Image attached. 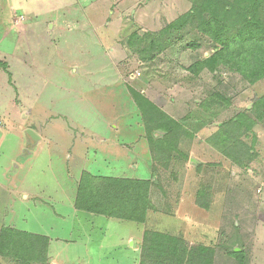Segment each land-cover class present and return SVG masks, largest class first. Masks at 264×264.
<instances>
[{
  "label": "rangeland",
  "instance_id": "1",
  "mask_svg": "<svg viewBox=\"0 0 264 264\" xmlns=\"http://www.w3.org/2000/svg\"><path fill=\"white\" fill-rule=\"evenodd\" d=\"M24 1L11 13L18 30L0 18L1 113L16 120L10 127L0 118V131L7 130L0 133V179L13 190L8 207L1 197L0 230L69 232L75 224L67 205L76 188L73 176L78 178L82 166L91 170L86 161L91 155L84 162L67 161L45 142L20 151L18 136L33 128L55 138L47 132L51 122L96 133L119 124L132 133L144 122L129 87L178 123L180 131L169 150L150 146L154 204L145 225L121 239L127 252L117 240L127 229L105 234L103 243L113 252L107 264H139L145 232L187 242L185 264L198 259L197 245L210 249V260L203 257L210 264H264V77L249 82L229 66L200 65L220 49L206 31L211 13L222 23L224 7L227 16L242 13L250 0ZM236 27L228 22V33L221 28L218 34L229 37ZM29 103L35 108L28 113ZM41 107L53 118L43 119ZM156 129L149 125L154 147L164 137ZM94 138L85 133L82 142L102 147ZM72 143L62 144L68 149ZM99 156L95 161L104 170ZM27 192L38 201L23 200ZM157 257L165 264L167 257ZM0 264L19 262L0 256Z\"/></svg>",
  "mask_w": 264,
  "mask_h": 264
},
{
  "label": "trees",
  "instance_id": "2",
  "mask_svg": "<svg viewBox=\"0 0 264 264\" xmlns=\"http://www.w3.org/2000/svg\"><path fill=\"white\" fill-rule=\"evenodd\" d=\"M227 13L228 11L224 7L222 14H225V22L222 21V23L214 13H211V18L205 27L206 31L211 32V37L220 45V49L202 61L200 65L209 70H213L219 64L226 65L233 68L249 82L259 80L264 77V0H250L249 5L243 6L242 13L239 11V13L229 14L230 16H227ZM232 16L234 17L230 19ZM228 22L237 26V31L229 37L219 35L221 28L225 29L223 30L225 34L228 33L226 28ZM200 24L203 25V20ZM218 26L220 28L217 30ZM0 66L3 65L0 63ZM128 91L140 112L144 127L146 126L145 132L149 147L152 146L157 152L169 150L171 140H175L174 136L179 135L180 125L164 116L155 105L139 93L129 87ZM262 103L264 106V98ZM155 114L159 118L155 117ZM150 124L154 125L156 130L163 131L164 137L160 140L157 139L156 147L152 144L154 135L151 138L150 130H148ZM172 148L174 150L175 146ZM151 153L153 154L152 149ZM151 184H153L152 180L99 178L83 172L78 185L75 209L112 219L144 224L147 212L152 208L149 200ZM47 246L48 239L46 237L12 228L0 230V256L18 261L19 264H46ZM187 246H189L188 243L182 240L156 232H145L139 264H150L147 261L148 258L152 259L151 264H154L156 262L153 260H157V255L167 257L165 264H185L183 253ZM194 251L199 253L198 255L202 259L195 252L194 255L198 259L188 260L187 264H210L209 261L203 260L204 256L211 255L208 247L197 245ZM232 253L235 256H240L235 251ZM207 258L210 260V257ZM157 264H162V261L157 260Z\"/></svg>",
  "mask_w": 264,
  "mask_h": 264
},
{
  "label": "crops",
  "instance_id": "3",
  "mask_svg": "<svg viewBox=\"0 0 264 264\" xmlns=\"http://www.w3.org/2000/svg\"><path fill=\"white\" fill-rule=\"evenodd\" d=\"M25 4L26 3L24 0H0V11H1L0 18L2 20L6 19L4 21H6L8 24H10L15 29H17L18 23L16 25L11 24L10 21L11 13L14 11V9L21 8L20 6H24ZM17 14H21L23 16L24 12L23 13L18 12ZM24 17L27 19L29 16L24 15ZM110 86H114V84H110ZM1 102L2 101L0 95V116H1L0 118L3 119L2 118L3 114L1 113L2 112ZM28 105H30L31 107L29 108V110L27 109L29 113L33 111V107L35 108V103L34 106L32 105V103L31 104L29 103ZM15 109L16 110L14 111L18 112L17 108ZM39 109H41V113H42L41 117L43 119L49 120L53 118L50 116L47 117L42 107ZM134 110H136L137 114L139 115L140 112L137 109V107ZM47 111L50 112V110ZM33 117L35 116L32 115V118ZM139 117L141 120V115ZM8 119L5 118L3 119L4 121L2 122L4 123V125L8 124L10 125V127H13V125H15L14 122L16 120L14 119L11 120V118ZM133 129L134 130L131 133V129L127 128L126 126H120L119 124H112V125H105L104 128L98 129L96 133V131L92 129H89L86 132L84 131L85 129L77 130L76 128L57 126L53 122H51L47 127V132L49 133V135L55 136V138L49 136L47 137L44 134L36 132L33 128L24 129L23 134L18 136V141L21 140V143L19 144L20 151L21 149L23 150V148L25 149V147L27 149L28 148L30 149L37 146V144L40 142H45L47 143V145L49 143H53L57 147V151H58L57 155H59L60 157L61 154V157H63L64 160L66 159L67 161L79 160L81 162H84V159H86L89 154L91 155V158L89 160H86L88 162V165H91V170L82 166L80 168L78 178L75 179L73 176V189L75 187L76 188L74 195L73 196L71 195L70 202H68L67 205L72 211L71 217L75 219V224L73 227H69V232H67V230L61 231L56 236H50L49 234H43L42 232H38V231L36 232L21 231L28 234L43 236L48 239L46 264H92V261L95 264L96 263L107 264L110 262L109 258L113 254V252H110V250H108L109 248H107L108 247L107 244L103 243V240H106L107 238L104 237L105 234L107 232H113L116 230L119 231L120 229H127L126 230L127 234L125 236L123 237L117 236L119 237L117 238V240L119 241L118 248L119 249L121 248V251L125 253L127 251H125V249L122 247L123 245L121 239L127 237L128 235L133 236L135 234L134 232L135 229H138L141 226L145 225V223L138 224L125 220L112 219L102 215H95L75 209V200L77 196L78 185L83 172L93 177H99V178L156 181L155 176L153 175L155 158L151 153L149 142L146 139L145 128L143 125L140 124L139 126L134 127ZM6 131L5 132L0 131V133H6ZM27 131H31L38 137V140L35 142L36 144L30 143L29 140L31 139L27 135ZM85 133L86 134L89 133V135L94 136L95 137L94 139L102 143L103 146L95 149L93 145L88 146L87 144L82 142L83 141L82 137L85 136ZM103 134L108 135L109 138L104 139L102 137ZM86 138L89 139V136L86 135ZM54 139H57L59 141L58 144L53 141ZM69 140L72 141L73 143L71 144V148L66 149L64 148V145L62 143ZM76 141H80L79 142L80 144H76ZM31 142L34 141L31 140ZM80 147L83 148L80 149ZM92 150L95 153L99 154L100 155L99 157L103 158L104 163L102 166L106 165L107 166L106 169L101 170L98 168V164L95 161L96 160L95 157H97V154L91 153ZM20 155H17L18 158ZM190 162L192 163V159H190ZM65 165L67 166V164ZM67 175L69 176V178L72 179V176L70 175L69 172L67 173ZM155 183L156 182H153V184ZM153 184H151L149 193L150 190H152L153 187L155 186ZM11 190L12 189H10L8 184H6L5 181L0 179L1 205L3 201L6 200V202L5 201L4 202L8 207ZM2 195L6 196L4 200L1 199ZM29 198H33L35 200L37 196L29 195L28 192L27 194H24L22 196L23 200H27ZM149 200L151 199L149 198ZM37 201L38 200L36 199L34 202ZM150 203H153V201L151 200ZM150 210H148L146 218H148ZM0 212L3 213V211L1 210ZM10 228L14 230L17 229L14 226H11ZM49 229L52 230V228ZM17 231L19 230L17 229ZM69 246H71V249L68 250L67 248Z\"/></svg>",
  "mask_w": 264,
  "mask_h": 264
},
{
  "label": "water",
  "instance_id": "4",
  "mask_svg": "<svg viewBox=\"0 0 264 264\" xmlns=\"http://www.w3.org/2000/svg\"><path fill=\"white\" fill-rule=\"evenodd\" d=\"M27 135L30 137L31 140H33L34 142H36L38 140V137L32 133L31 131H27Z\"/></svg>",
  "mask_w": 264,
  "mask_h": 264
}]
</instances>
